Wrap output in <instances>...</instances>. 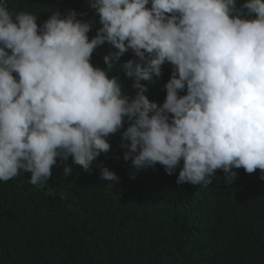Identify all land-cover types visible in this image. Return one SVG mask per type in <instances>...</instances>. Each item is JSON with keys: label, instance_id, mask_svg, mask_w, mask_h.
<instances>
[{"label": "clouds", "instance_id": "9594fccd", "mask_svg": "<svg viewBox=\"0 0 264 264\" xmlns=\"http://www.w3.org/2000/svg\"><path fill=\"white\" fill-rule=\"evenodd\" d=\"M86 5L99 27L74 9L52 10L38 24L36 14L0 0V181L29 172V182L45 188L52 169L69 157L89 171L119 132L124 160L155 170L164 189L171 179L179 197L184 183L207 187L217 170L228 182L237 176L233 169L255 172L258 190L233 195L228 206L249 221L250 209L264 202V0ZM105 43L115 51L102 68L91 61ZM129 51L135 58L114 65ZM165 64L172 66L166 83ZM149 81L159 82L163 103L146 95ZM72 171L65 164L62 174ZM92 174L102 183L119 180L107 167ZM46 194L57 195L51 188ZM117 199L115 193L105 211ZM121 220L135 222L133 210L124 207ZM212 252L199 263L220 264Z\"/></svg>", "mask_w": 264, "mask_h": 264}, {"label": "trees", "instance_id": "16d2710c", "mask_svg": "<svg viewBox=\"0 0 264 264\" xmlns=\"http://www.w3.org/2000/svg\"><path fill=\"white\" fill-rule=\"evenodd\" d=\"M5 3L10 10L36 14L38 24L52 10L63 14L74 9L83 14L78 18L93 21V28L100 26L86 0ZM111 51L115 49L105 43L93 53L91 62L105 67L103 57ZM132 58L135 57L129 51L114 65L120 66ZM163 67L166 83L172 66ZM112 71L122 78L116 67ZM146 84L148 98L163 103L165 97L159 82ZM109 142L111 150L102 153L89 171L74 165L71 157L59 162L45 188L32 185L29 172L7 182L0 181V264H200L199 257L207 250L217 252L212 253L218 256L220 264H264V202L250 209L252 218L247 222L243 215L228 211L233 195L258 190L260 178L253 176L255 172L233 169L237 176L228 182L226 174L217 170L207 187L190 184L189 188L184 183L179 197L180 188L171 179L168 189H164L156 183L155 170L137 169L131 159L124 160L126 149L121 147L119 132ZM65 164L73 167L69 176L62 174ZM102 167L115 172L119 180L97 181L92 173L100 174ZM48 188L57 195H47ZM115 193L116 207L105 211ZM124 207L133 210L135 222L121 220ZM155 207L163 210L154 213ZM37 230L45 231L51 241H45ZM137 248L150 256L139 257ZM203 264L210 263L204 260Z\"/></svg>", "mask_w": 264, "mask_h": 264}]
</instances>
